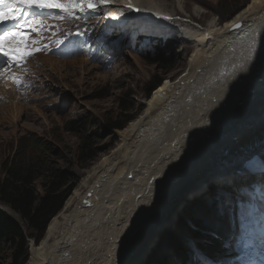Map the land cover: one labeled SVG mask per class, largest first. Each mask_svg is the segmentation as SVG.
Masks as SVG:
<instances>
[{
  "label": "rangeland",
  "instance_id": "1",
  "mask_svg": "<svg viewBox=\"0 0 264 264\" xmlns=\"http://www.w3.org/2000/svg\"><path fill=\"white\" fill-rule=\"evenodd\" d=\"M254 1L248 3V0H165L168 9L166 8V11L165 8L162 9L170 16L168 19L170 26H167L165 33L160 36H151L138 30L130 33L125 26L127 15L122 14V17L117 15L118 18H114L111 17L110 11H101L90 16H65L59 21L49 18L39 19L41 23L37 30L31 31L27 48L41 50L32 51L29 60L15 74L20 77L23 88L14 91L15 85L14 88L11 86L10 78L0 79V165L16 154L19 158L27 160L40 153L46 164L72 173L73 181L70 184H73L74 188L60 212L51 219L50 223L55 218H59L66 201L80 185L86 173L115 149L124 130L155 102L156 95L162 88L156 92L155 100L149 102L145 97V87L152 80L163 79L162 84L164 82L166 84L176 81L184 74L185 65L193 49L184 40V32L189 29L205 28L213 20L217 21V28L222 29L226 22ZM159 16V19H162V15ZM89 19H94L93 23L98 22L94 31L95 37L91 40L82 35V31L90 25ZM138 36H146V38L137 39ZM147 38L151 40L169 38L170 41L166 43H173L166 70L161 64L148 63L146 54H139L144 44L136 45L135 42L141 40L148 42ZM52 39H59V43H65L64 40L67 39V42L71 41L74 46L81 48L82 53L73 57H64L59 51H55L56 46L48 43ZM32 40L37 43L33 44ZM219 57L217 63L213 62L215 68L209 63L203 66L209 69L205 77L209 74L210 76L205 82L202 80L196 85L191 93L192 99L204 100L208 95L207 92L212 89L213 92H223L221 98L234 93L231 98L236 102V98L241 96L240 93L245 89L250 90L252 87L254 92L255 87L261 89L264 79V28L237 40L233 47L226 48ZM248 70L249 72H246ZM222 72L223 76L218 75ZM212 96L209 94L208 99L216 100ZM215 96L218 98V95ZM247 100L250 99L247 97ZM252 103L248 106L253 109L256 102ZM126 104L139 107L135 118L124 129L114 134L103 129L104 125L114 120L121 106ZM263 107L264 104L252 113H246L247 116L240 120L256 121L257 115H264L259 110ZM173 115L174 113L171 114ZM229 118L230 116L227 115L225 120ZM261 119L262 121L253 130V135H258L264 127V116ZM225 120H221L218 124L216 138L219 141L224 140V136H219V133L225 132L230 126ZM94 133L96 137L93 143L97 155L95 160L83 169L76 160L79 140ZM255 141L260 144L259 138L254 139L252 143ZM194 151L201 155L200 149ZM263 159L262 166H264ZM136 168H142V165ZM252 177L245 174L242 179L228 178L220 183L209 181L202 189L192 193L182 202H179L181 197L174 198L170 202H167L166 196L162 198V202L165 203L159 206L162 207L160 214L163 216V210L166 208L165 214L168 215L167 218H163L162 224H164L156 229L157 238L153 240L152 245L143 248L135 257L132 254L134 249L130 252L131 247L128 246L126 260L122 264H230L232 250L228 253L226 251L229 250L224 249L229 243V239L227 242L226 239L230 234L228 231L230 223L227 224L226 218L236 214L238 226V217L242 216V211L252 193L253 187L248 182ZM36 188L40 194L39 183ZM254 189L256 192L263 191L259 188ZM212 192L220 193L222 196L230 194L233 198L222 200L215 206L205 204L202 208L200 206L194 208L196 201L206 198ZM166 203L168 206L165 207ZM0 208L17 221L20 220L8 207L0 204ZM190 217L197 219L198 225H194ZM178 219L184 220L192 230H195L197 236H190L186 229L176 226ZM49 225L36 239L28 240V254L23 264H30L34 249L45 237ZM209 234L212 240H218V236L212 238L214 234L223 235L224 241L219 246L224 248H221L219 253H213L204 247L208 240L205 236ZM174 236L186 241L189 247V260L183 262L170 249L169 238ZM122 256L123 254L119 255L120 261ZM8 262L3 252L0 255V264H8Z\"/></svg>",
  "mask_w": 264,
  "mask_h": 264
},
{
  "label": "bare ground",
  "instance_id": "2",
  "mask_svg": "<svg viewBox=\"0 0 264 264\" xmlns=\"http://www.w3.org/2000/svg\"><path fill=\"white\" fill-rule=\"evenodd\" d=\"M95 2L101 5L94 11L96 14L110 11L114 18L127 15L125 26L130 33L138 30L160 36L170 26L165 0ZM51 12L57 11L44 13ZM79 15L93 14L77 12L72 17ZM216 22L213 20L205 28L184 32V40L193 48L184 74L162 86L155 102L121 134L115 149L86 173L59 218L50 223L45 237L34 249L30 264H122L128 246L130 252L134 249L135 257L157 238L156 229L164 224L163 218L168 215L166 208L164 215L160 214L162 207L159 206L165 203L162 198L166 196L170 202L181 197L179 202H182L209 181L242 179L245 174L253 176L248 181L253 189L250 204L243 209L235 251L229 263L264 264V254L252 250L253 222L261 221L264 215V200L260 201V192L254 189L264 192V127L258 135L252 132L264 115H257L254 122L240 120L264 104V79L261 89L255 87V92L252 87L245 89L236 102L231 98L234 93L221 98L223 92L212 89L207 94L213 95L214 101L208 99V95L204 100H194L191 95L196 85L210 76L205 77L209 72L208 68H203L206 63L215 68L213 62H218L222 51L264 28V0H255L222 29L217 28ZM236 24L241 26L233 30ZM252 102H256L253 109L249 107ZM259 110L264 113V107ZM227 115L230 118L225 120ZM223 119L230 126L219 133L224 136V140L219 141L216 138L218 124ZM256 138L260 139V144L252 143ZM196 149L201 150V155L194 151ZM138 165L142 168L137 169ZM257 170L259 172H254ZM263 242L255 245L260 247ZM229 246L230 242L228 248H224L228 253ZM120 254H123L122 261Z\"/></svg>",
  "mask_w": 264,
  "mask_h": 264
},
{
  "label": "trees",
  "instance_id": "3",
  "mask_svg": "<svg viewBox=\"0 0 264 264\" xmlns=\"http://www.w3.org/2000/svg\"><path fill=\"white\" fill-rule=\"evenodd\" d=\"M248 1L250 3L252 0ZM89 36L93 37V33ZM149 40L148 42L142 40L135 42L136 45L144 44L139 54H146L148 63L161 64L166 70L173 43H166L170 41L169 38ZM162 82L163 79L152 80L145 87L146 100L150 102L154 99L158 89L165 84ZM138 109L139 107L136 105H122L114 120L104 125L103 129L111 132V134L124 129L135 118ZM95 137V133L88 134L79 140L76 160L83 169L87 168L96 158L97 151L93 143ZM34 142L37 141L34 140ZM34 142L32 141V143ZM72 181V173L46 164L40 153L29 157L27 160L19 158V155L16 154L1 163L0 204L11 209L20 219L17 221L0 208V255L5 253L6 259L9 261L8 264L24 263L28 254V240L36 239L37 236L41 235L51 219L60 212L66 198L74 188V185L70 184ZM37 183H39L41 195L36 188ZM223 196L220 193L212 192L206 198L196 201L194 208L199 206L202 208L205 204L215 206ZM189 219L194 225H198L197 219L192 217ZM176 222V226L186 229L190 236H197L195 230H192L184 220L178 219ZM217 236L218 240L215 239ZM205 237H208V240L204 247L213 253H219L221 248H224L219 246L224 241L223 235L214 234L212 238L215 240L210 238V234ZM169 239L175 256L183 262L189 260V247L186 241L176 236ZM227 240L228 238L226 242Z\"/></svg>",
  "mask_w": 264,
  "mask_h": 264
},
{
  "label": "snow or ice",
  "instance_id": "4",
  "mask_svg": "<svg viewBox=\"0 0 264 264\" xmlns=\"http://www.w3.org/2000/svg\"><path fill=\"white\" fill-rule=\"evenodd\" d=\"M103 2V0H102ZM99 6L95 0H0V25L10 26L0 31V57L7 58L9 65L20 63L23 58H27L32 51L41 49L27 48V41L31 31L37 30L40 21L37 16L45 11L56 10L65 16H75L77 12L84 14L91 10H96ZM35 9L37 11L31 12ZM241 25H233L238 29ZM33 44L37 41L32 40ZM18 82L17 78H13Z\"/></svg>",
  "mask_w": 264,
  "mask_h": 264
},
{
  "label": "water",
  "instance_id": "5",
  "mask_svg": "<svg viewBox=\"0 0 264 264\" xmlns=\"http://www.w3.org/2000/svg\"><path fill=\"white\" fill-rule=\"evenodd\" d=\"M232 198H233V196H230V194L229 195H224L220 200L217 201V203L221 202L222 200H227V199H232ZM170 249H172V247H170Z\"/></svg>",
  "mask_w": 264,
  "mask_h": 264
}]
</instances>
